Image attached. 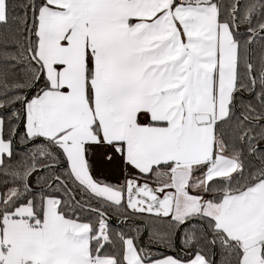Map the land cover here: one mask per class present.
<instances>
[{"label": "snow or ice", "instance_id": "obj_1", "mask_svg": "<svg viewBox=\"0 0 264 264\" xmlns=\"http://www.w3.org/2000/svg\"><path fill=\"white\" fill-rule=\"evenodd\" d=\"M0 264H264V0H0Z\"/></svg>", "mask_w": 264, "mask_h": 264}]
</instances>
